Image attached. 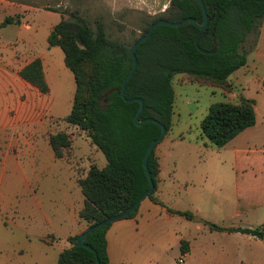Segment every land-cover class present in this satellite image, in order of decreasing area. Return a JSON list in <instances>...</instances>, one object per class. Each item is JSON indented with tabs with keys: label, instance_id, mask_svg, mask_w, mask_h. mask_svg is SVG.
<instances>
[{
	"label": "trees",
	"instance_id": "16d2710c",
	"mask_svg": "<svg viewBox=\"0 0 264 264\" xmlns=\"http://www.w3.org/2000/svg\"><path fill=\"white\" fill-rule=\"evenodd\" d=\"M203 2L208 17L205 29L192 22L182 26L159 24L135 51L137 68L126 83L125 96L142 98L144 108L139 119L155 118L165 126V135L173 125L174 75L185 74L201 85L232 91V74L247 62L250 49L245 43L253 35L255 39L250 47L254 46L264 22V0ZM188 17L202 21L197 0H169L159 15L145 20L142 34L157 19L180 21ZM16 22L18 19L6 17L2 23ZM203 33L200 47L211 50L215 43V52L203 53L197 49L195 41ZM139 37L129 42L112 39L101 22L93 27L79 17L71 21L61 18L46 37L49 46L60 47L64 64L74 79L72 105L64 120L83 131L106 160L101 167L91 163L84 176L79 174L84 206L78 211V218L87 226L124 210L148 187L143 157L150 142L159 136L160 127L152 121L136 125L134 114L139 102H127L120 94L122 80L132 64L130 47ZM18 73L40 93H49L39 56L33 57ZM255 122L254 101L241 96L235 102L210 104L200 128L212 146L221 148ZM71 142L70 134L65 131L49 137L56 158L63 157ZM147 165L155 184L147 197L162 204L155 196L160 172L156 147ZM138 205L124 218L135 216ZM169 210L189 219L193 217L188 211ZM207 224L211 229L240 231L264 240V226L224 228L216 223ZM110 225L104 224L85 236L84 241L96 251L97 258L90 249L77 245V235H70L66 238L68 246L59 252L56 264H98L97 259L99 264H114L107 254L106 232ZM186 246L187 242L182 240L181 253L187 252Z\"/></svg>",
	"mask_w": 264,
	"mask_h": 264
},
{
	"label": "rangeland",
	"instance_id": "374dc122",
	"mask_svg": "<svg viewBox=\"0 0 264 264\" xmlns=\"http://www.w3.org/2000/svg\"><path fill=\"white\" fill-rule=\"evenodd\" d=\"M168 2L169 0H0V26L6 16L13 17L14 21L18 19V22L0 29V61L9 65L15 61L21 65L40 56L50 89L48 94H42L29 83L24 87L19 100L24 103L22 114L27 113L20 116L22 118L19 117L16 123L13 122L16 130L12 127L5 129L3 141H0V173H12L11 163L1 160L2 143L6 145L9 141L20 140L19 133L22 138H32L37 151L31 153L29 150V158L13 164L20 166V173L28 175L40 203L50 214L54 213L55 208H62L64 197L71 200L78 195L77 189L70 190L74 187L73 173H86L91 163L101 167L106 160L102 152L90 149L83 131L68 125L64 120L72 105L74 79L72 72L64 64L60 47L49 46L46 36L61 18L71 21L79 17L93 27L101 22L110 38L129 42L143 33L145 20L159 15ZM28 26L30 29H24ZM254 39L253 35L249 36L246 48H250ZM249 60L243 75L236 76L244 79L235 82L232 78V91L201 85L185 74L174 75L173 125L161 143V147H167V159L163 162L162 173L186 177L187 173H204V168L208 170L206 173H214L217 148L210 144L200 128V122L207 114L210 104L227 100L235 102L244 96L254 101L259 118L264 116V55L257 65ZM14 115V110L8 111V116ZM60 131L69 133L72 142L63 157L56 158L48 139L51 134ZM174 135L177 136V142L169 145V137ZM179 135L182 136L181 141ZM205 144L211 145L210 148L204 147ZM6 148L7 146L4 147ZM15 148L11 144L7 153L15 154ZM193 189L187 190V187L175 185L167 196L171 202L176 201L186 207L189 190ZM215 191L217 192L216 189L213 192ZM206 193L207 197L214 195ZM2 201L6 200L2 198ZM152 224L143 233H126L123 248L115 257L117 264H176L175 261L180 256L184 259L181 264H216L214 260L199 255L197 243H194L191 255L181 253L180 239L177 238L176 241V235L171 231L175 226L174 222L168 223L156 218ZM181 233L178 231V235ZM15 234L10 223L3 216L0 217L1 262L9 261ZM55 251L56 249L51 250L52 253Z\"/></svg>",
	"mask_w": 264,
	"mask_h": 264
},
{
	"label": "crops",
	"instance_id": "0c3cea01",
	"mask_svg": "<svg viewBox=\"0 0 264 264\" xmlns=\"http://www.w3.org/2000/svg\"><path fill=\"white\" fill-rule=\"evenodd\" d=\"M6 17L1 21L0 29L13 24L3 25ZM24 29H30V26ZM249 49L246 64L232 74L235 82L244 79L236 76L243 75L249 59L257 65L264 55V22L254 46ZM27 62L19 65L14 61L9 65L0 61V141H3L5 129L12 127L16 130L17 119L27 113L22 114L24 103L20 102L19 96L28 82L18 73ZM9 110H14L15 115L8 116ZM255 114L254 125L241 131L223 147L217 148L218 158L213 164L214 173H206L208 170L205 168L204 173H187L186 177L162 173L163 162L167 159V147H161L164 138L157 144L156 154L159 158L160 172L155 196L162 204L145 197L139 203L135 216L111 222L106 232L110 262L117 264L115 257L123 248L126 233H143L149 225H153L152 222L156 218H159L164 222L175 223L171 231L176 235V241L179 238L180 242L182 240L187 242L185 253L188 256L194 249V243H197L199 255L214 260L216 264H264V240L240 231L211 229L207 224L216 223L224 228L264 226V116L259 118L256 109ZM18 136L20 140L9 141L6 145L2 143L1 149V160L4 163H11L12 173H0V217L3 216L5 221L10 223L16 234L9 261H0V264H56L59 252L68 246L66 238L80 234L87 227V224L78 218V211L84 206V196L78 178L79 174L84 176L85 173H73L74 187L70 190L77 189L78 195L71 200L64 197L62 208H55L54 213L50 214L40 203L28 175L20 173V166L13 164L20 163L21 159H27L31 153L37 151L31 137L22 138L20 133ZM178 138L179 141L182 140V136L179 135ZM175 142L176 135L169 137V145ZM11 144L16 147L15 154L7 153V148ZM89 145L90 149L97 152L95 146L90 143ZM210 146L204 145L208 148ZM175 185L187 187V190L194 188L189 190L186 207L176 201L171 202L167 196ZM215 189L217 192H213ZM205 191L214 195L207 197ZM213 197L216 199H210ZM2 198L6 201H2ZM170 208L191 212L193 217L189 219L173 213ZM194 217L204 221H196ZM178 231L182 233L178 235ZM52 249H56L55 253L51 252Z\"/></svg>",
	"mask_w": 264,
	"mask_h": 264
},
{
	"label": "water",
	"instance_id": "95a60500",
	"mask_svg": "<svg viewBox=\"0 0 264 264\" xmlns=\"http://www.w3.org/2000/svg\"><path fill=\"white\" fill-rule=\"evenodd\" d=\"M197 1H198L199 5L201 6L202 13H203V19H202L201 22H198L196 19L191 18V17L184 18V19H182L180 21H171V20L162 19V18L157 19V20H155L154 22H152L149 25L148 30L144 34L140 35V37L130 47V55H131V58H132V64H131L130 70L128 71V73L125 75V77L122 80V83H121V86H120V94H121L122 98L125 101H127V102H132V101L139 102V107H138L137 111L134 114V122H135V124L136 125H141L143 122H146V121L155 122L160 127V134H159V136L157 138L153 139L150 142V144L147 146V148L145 150V153H144L143 166H144V169H145V172H146V175H147V179H148V187L145 189V191L133 203H131L124 210H122L119 213L114 214L112 216L106 217L105 219H103V220H101V221H99L97 223H94V224H92L90 226H87L80 234H78L76 236L77 245L84 246V247L90 249L91 251H93L96 258H97L96 251L89 244H87L84 241L86 234L89 233L90 231H92V230L104 225V224L111 223V222H113L115 220L124 218L133 208H135L141 202L142 199L147 197V195L154 189L155 184L153 182L151 173H150V171L148 169V165H147L148 157L151 154V152L153 151V149L156 147V145L163 139V137H164V135L166 133L165 126L162 123H160L158 120H156L155 118L147 117V118H144V119H139L140 113L142 112V110L144 108V103H143L142 98H140V97L127 98L125 96L126 83L130 79V77L133 75V73L135 72V70L137 68V58H136V53H135L136 48L138 47V45L143 40H145V39L150 37V35H151L152 31L154 30V28L157 25H159V24H166V25H171V26H182V25H184V24H186L188 22H192L199 29H205L207 27V25H208V17H207L206 8H205L203 0H197ZM204 35H205V33H203L201 36H199L196 39L195 44H196L197 49L199 51L203 52V53H213V52H215V50H216L215 43L213 44V48L211 50H206V49L200 47L199 42L204 37ZM193 219L196 220V221H202V222L204 221L201 218H197V217H194ZM97 262L99 264L98 259H97Z\"/></svg>",
	"mask_w": 264,
	"mask_h": 264
},
{
	"label": "built area",
	"instance_id": "2783aa9c",
	"mask_svg": "<svg viewBox=\"0 0 264 264\" xmlns=\"http://www.w3.org/2000/svg\"><path fill=\"white\" fill-rule=\"evenodd\" d=\"M184 262L183 256H180L179 258L176 259V264H181Z\"/></svg>",
	"mask_w": 264,
	"mask_h": 264
}]
</instances>
